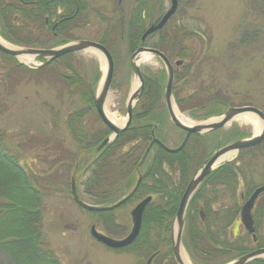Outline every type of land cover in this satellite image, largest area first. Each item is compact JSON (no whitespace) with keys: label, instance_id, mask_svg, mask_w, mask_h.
I'll list each match as a JSON object with an SVG mask.
<instances>
[{"label":"rangeland","instance_id":"374dc122","mask_svg":"<svg viewBox=\"0 0 264 264\" xmlns=\"http://www.w3.org/2000/svg\"><path fill=\"white\" fill-rule=\"evenodd\" d=\"M135 1L85 0L88 7L83 14L85 23L70 33L73 36L70 42L86 40L98 43L106 28L114 26L119 20H122L123 26L129 12L135 6ZM168 8L169 0H161L160 7L154 8L152 20H157ZM100 17L106 21L102 22ZM149 25L148 21L144 22L145 29ZM163 28L166 33L181 30L179 37L183 40L180 45L186 49L183 52V59L172 57L169 60L174 69H179L178 71L182 69L178 68L180 66H188L189 69L188 75L178 73V77L173 78L171 88L173 94L183 99L191 96V99L200 101H205L216 94L224 103V108L227 107L224 111L222 107H215L213 109L216 114L213 113L207 119L196 120L190 116L189 111H179L173 100V108L185 121L190 124L212 122L228 108L247 106L256 108L264 114L262 0L257 4H254V0H177L176 12ZM153 36L147 39L145 47L152 48L149 41L151 38L153 42L156 40ZM244 36H247L246 40ZM109 39L114 54L110 55L113 62V77L106 97L107 108L117 120H125L128 97L138 84L129 64L133 52H128L126 40L121 33L120 35L115 33ZM52 45V49L60 47L56 46V41H53ZM1 54L0 133L4 135V147L7 153L13 156L27 172L31 171L41 176L42 178H37L36 184L50 191V195L42 198L41 224L47 250L53 254L58 264H146V258L138 259L134 254L123 249L114 251L107 249L95 242L89 233L90 227L94 226L97 232L113 240L126 237L131 229L130 211L135 204H126L113 211L114 222L123 231L121 234L104 230L97 217L86 214L71 199V179L74 183L75 180L82 182L87 177V173L82 176L74 175L75 171L70 172V169L67 171L65 168L63 170L54 162L62 159L61 154L67 157L77 152V147L64 126V118L70 110L80 108L81 103L76 96L68 95L61 80L53 74V72H62L63 69L53 64L45 72L29 73L39 68L42 59L32 58L30 62H23L14 58L15 62L26 69L23 71L7 64ZM75 56L78 61L76 66L78 74L83 79L89 80L94 77L97 69L100 73L99 85L105 73L104 59L101 62L99 57L89 51L76 53ZM177 62L179 65L175 68ZM138 64L142 77L160 71L165 73L162 62L152 55H148L146 63L138 62ZM135 107L138 113L142 112L143 100L138 101ZM50 108L57 117H52ZM84 125L88 134L104 128L95 111L87 113ZM233 128L244 133L245 138L257 135L254 134L249 123L237 121H232L213 133L209 132L210 135L204 144H198L199 147L196 149L199 168L205 163L201 161H207L214 151L229 144L224 142L225 135ZM161 135L164 137V145L173 149L181 142L183 132L174 127L167 117ZM203 135L205 134L200 136ZM242 151L237 166L238 169L241 168L237 173L239 178L237 191L231 193L226 188L225 193L223 187H217L223 204L238 202L239 209L255 189L264 186V142L251 153ZM239 152L219 164L235 160ZM120 153L121 150L117 152ZM196 171L192 173V177ZM250 189L253 190L251 194L248 192ZM244 193L250 194L247 199V196L243 198ZM83 199L86 200L84 197ZM251 219L253 231L249 233L240 222L238 213L236 218L238 223L227 232L228 239L244 237L249 249H258L255 245L256 241L260 242L259 248H264V192L254 203ZM171 224L173 225V222ZM181 251L192 264L185 249L182 248ZM152 264L175 263L173 260H160Z\"/></svg>","mask_w":264,"mask_h":264},{"label":"trees","instance_id":"16d2710c","mask_svg":"<svg viewBox=\"0 0 264 264\" xmlns=\"http://www.w3.org/2000/svg\"><path fill=\"white\" fill-rule=\"evenodd\" d=\"M160 1L136 0L123 26L122 20H119L114 26L106 28L98 43L113 56L109 37L121 33L129 53L145 47L149 38L141 41L145 31L144 22L152 24L156 21L152 20V13L155 6L160 7ZM259 1L254 0V4ZM87 9L85 0H0V37L20 48L52 49L53 41H56V46H61L73 40L70 33L85 23L83 14ZM100 19L106 21L103 17ZM180 31L166 33L163 28L154 34V42L150 39V47L160 51L168 60L172 57L183 59L186 49L180 45L183 40L179 37ZM1 56L10 66L26 70L14 58L4 54ZM77 63L75 54H67L46 67L29 72L41 73L49 70L53 64L59 65L63 71L53 74L61 80L68 95L76 96L81 103L80 108L70 110L64 118V126L77 152L67 157L61 154L62 159L54 162L63 170L75 171L74 175L87 173L82 182L75 180L76 191L96 207L113 205L126 196L134 188L140 172V184L126 204H136L147 197H150V202L143 211L137 237L123 251L134 254L138 259L152 258L151 264L160 260L172 261L171 223L184 187L192 173L199 168L196 154L198 144L203 145L213 132L203 136L192 135L183 150L176 154L166 153L153 145L143 164L138 167L152 138L165 144L161 135L167 123L162 100L165 73L160 71L143 76V91L138 100H143V111L138 113L134 107L128 128L96 152L110 131L104 127L88 134L85 132L84 118L89 111H94L93 98L100 73L96 69L92 79H83L77 72ZM178 68L182 69H174L173 78H177L178 73L188 75V66ZM172 96L179 111H189L190 116L196 120L212 116L215 107H222V111L227 108H224V103L216 94L205 101L193 100L191 96L179 98L173 92ZM50 113L53 118L57 117L51 108ZM225 136L226 143L245 138V134L236 128ZM4 139L0 133V264H58L47 250L42 234V198L50 195V191L36 184L37 178L41 176L27 172L7 153ZM255 149L250 148L244 152L251 153ZM120 150L122 153L117 154ZM242 152H239L235 160L212 171L192 196L182 235L183 247L192 264H226L252 251L246 246L244 237L228 239L227 232L240 209L238 202L223 204L217 189L223 187L225 193L226 188L231 193L237 191V173L241 169L237 166ZM252 191L250 189L248 192L251 194ZM249 195L244 193L243 198L247 196V199ZM86 214L97 217L106 231L123 232L115 224L112 212ZM255 245L259 248L260 242L256 241ZM248 264H264V259Z\"/></svg>","mask_w":264,"mask_h":264},{"label":"water","instance_id":"95a60500","mask_svg":"<svg viewBox=\"0 0 264 264\" xmlns=\"http://www.w3.org/2000/svg\"><path fill=\"white\" fill-rule=\"evenodd\" d=\"M177 9V0H169V8L160 16L159 19H157L154 23L149 25L145 31L143 32L141 36V41H144L147 37L152 36L153 34L160 31L164 25L168 22V20L174 15ZM11 48L4 47L0 44V53L10 56L12 58H15L18 60V57L20 56H30L32 58H41L44 60L40 68H43L47 65H49L54 60L67 55V54H76L84 51H89L95 54H100L102 56V59H104L106 67H105V73L102 76V79L98 85L97 91L93 98V108L94 111L100 120V122L104 125L105 128H107L111 135L97 147L96 152L100 151L102 147H104L106 144L113 141L120 133L124 132L131 121L132 116V110L139 100L142 91H143V78L140 72V68L138 65V62L140 60V57L142 55H152L156 58H158L162 64L164 65L165 73H166V82L163 89V103L165 106V110L168 116V119L170 123L185 132V136L183 138V141L181 144L175 148V149H169L166 146H164L162 143H160L157 139L153 138L149 145L147 146L140 162L139 166L144 162L147 154L149 153V150L152 145L158 146L160 149L167 153H176L179 152L185 145L186 141L191 135H201L213 131H217L225 127L228 123L232 122L233 118L236 116L242 115V114H250L253 117H255L260 123H261V129L260 133L256 136H252L250 138L235 140L219 149L213 152L211 157L205 162L204 165H202L201 168H199L196 173L193 175L192 179L189 181L187 186L185 187L182 196L180 198L177 212L175 214L173 225L171 229V237H170V248H171V256L175 264H182V260L180 257V252L182 250L181 248V235L183 230V224H184V217L186 212L187 204L191 198V196L194 194L196 189L198 188L199 184L217 167H219L220 160L223 156L229 154V153H235L237 154L239 151L254 148L259 146L264 142V114L253 107L247 106V107H239V108H228L218 119L207 122L203 124H194L191 126H185L182 124L174 114L173 110V99L171 94V88H172V82H173V68L171 63L167 60V58L158 50L148 47H140L137 50H135L130 58H129V64L131 71L133 75L137 79V86H135L126 103L125 107V114L126 119L125 122L121 127H117L112 122L108 120L106 115L104 114V104L105 100L108 94V90L112 81L113 77V62L112 58L108 52V50L102 46L100 43L92 42V41H86V40H80L76 42H70L65 45H62L60 47L54 48V49H18L16 47H13L10 45ZM179 63H175V66H178ZM218 165V166H217ZM140 177H138L137 182L132 189V191L119 200L116 204L110 206V207H96L86 204L80 197L78 196L75 188V183L71 179L70 181V195L72 201L82 210L90 213H101L106 211H112L116 208H119L123 204H125L130 197L134 194L136 191L139 183H140ZM264 192V186L259 187L254 190V192L251 194V196L248 198V200L245 202V204L241 208L240 212V222L244 226V228L247 230V232L251 233L253 229L252 226V219L250 216V210L252 208L253 202L257 198V196ZM150 202V198L147 197L140 201L138 204H136L133 209L130 211V218H131V229L128 233V235L121 239V240H113L101 233H98L94 226L90 227V237L97 243L103 245L107 249L110 250H120L127 246H129L137 237L140 227H141V218L143 211L146 207V205ZM264 258V248H258L256 250H252L251 252L227 263V264H248L249 262H252L257 259ZM151 258L146 262V264H150Z\"/></svg>","mask_w":264,"mask_h":264},{"label":"bare ground","instance_id":"6f19581e","mask_svg":"<svg viewBox=\"0 0 264 264\" xmlns=\"http://www.w3.org/2000/svg\"><path fill=\"white\" fill-rule=\"evenodd\" d=\"M0 44L2 45V46H4V47H7V48H11L10 47V45L8 44V43H6L2 38H0ZM46 50V49H45ZM48 50V49H47ZM95 54V53H94ZM97 57H99V59L101 60V62H103V59H102V56H100V54H95ZM18 60L19 61H23V62H30V61H32V57H30V56H20V57H18ZM148 61V55H142V57H141V59L139 60V63H146ZM139 65V64H138ZM143 78V77H142ZM173 110H174V114L176 115V117H177V119L182 123V124H184L185 126H191V125H194V124H190L189 122H187V121H185L184 119H183V117L177 112V110L175 109V108H173ZM104 114L106 115V117L108 118V120L110 121V122H112V124H114L115 126H117V127H121L122 125H123V123H124V121L125 120H117L116 118H115V116L114 115H112L110 112H109V110H108V108H107V98H106V100H105V104H104ZM232 121H237V122H239V123H249L250 125H251V127H252V129H253V132H254V134H258V132H259V130L261 129V123L255 118V117H253L252 115H250V114H242V115H239V116H236L235 118H233V120ZM110 135H111V132H110ZM109 135V136H110ZM108 136V137H109ZM107 138V137H106ZM105 140V139H104ZM103 142V141H102ZM101 142V143H102ZM112 142V141H111ZM100 143V144H101ZM99 144V145H100ZM234 154L235 153H229V154H227V155H225V156H223L222 158H221V160H220V163L222 162V161H226V160H228V159H231L233 156H234ZM73 180V179H72ZM80 197V196H79ZM80 199H82L86 204H88V205H91V204H89L85 199H83V198H81L80 197ZM117 203V202H116ZM116 203H114V204H116ZM113 204V205H114ZM91 206H93V205H91ZM110 206H112V205H110ZM110 206H107V207H110ZM117 209V208H116ZM116 209H114V210H116ZM82 210V209H81ZM114 210H112V211H106V212H101V213H108V212H112L113 213V211ZM84 211V210H83ZM84 212H86V211H84ZM90 213V212H89ZM171 229H172V227H171ZM170 237H171V235H170ZM125 238V237H124ZM123 239V238H122ZM180 257H181V260H182V264H190V262L188 261V259L186 258V256L182 253V251L180 252Z\"/></svg>","mask_w":264,"mask_h":264},{"label":"flooded vegetation","instance_id":"af4514ba","mask_svg":"<svg viewBox=\"0 0 264 264\" xmlns=\"http://www.w3.org/2000/svg\"><path fill=\"white\" fill-rule=\"evenodd\" d=\"M181 131H182V130H181ZM182 132H183V136H182L181 142L183 141V138H184V136H185V132H184V131H182ZM191 136H192V135H191ZM191 136H190V137L188 138V140L186 141L184 147H185L186 144L188 143V141H189V139L191 138ZM152 139H153V138H152ZM150 142H151V141H150ZM150 142H149V143H150ZM181 142L179 143V145L181 144ZM160 143H161V142H160ZM148 145H149V144H148ZM148 145H147V146H148ZM163 145H164V144H163ZM179 145H178V146H179ZM152 146H153V145H152ZM152 146H151V147H152ZM164 146H165V145H164ZM178 146H176L175 148H177ZM184 147H183V148H184ZM146 148H147V147H146ZM175 148H173V149H175ZM183 148H182L181 150H183ZM150 149H151V148H150ZM181 150H180V151H181ZM149 151H150V150H149ZM180 151H179V152H180ZM164 152H165V151H164ZM179 152H176V153H179ZM166 153H167V152H166ZM176 153H169V154H176ZM147 155H148V154H147ZM146 157H147V156H146ZM145 159H146V158H145ZM144 161H145V160H144ZM142 164H143V163H142ZM142 164H141V165H142ZM141 165H140V166H141ZM138 167H139V165H138ZM138 177L141 178L140 175H139ZM137 179H138V178H137ZM191 179H192V175H191V177L189 178L187 184L189 183V181H190ZM140 181H141V179H140ZM139 184H140V183H139ZM187 184H186V186H187ZM200 184H201V183H200ZM200 184H199V185H200ZM138 186H139V185H138ZM186 186H185V187H186ZM185 187H184V189H185ZM198 187H199V186H198ZM137 188H138V187H137ZM136 190H137V189H136ZM196 190H197V189H196ZM131 191H132V190H131ZM183 191H184V190H183ZM129 193H130V192H129ZM129 193H128V194H129ZM134 193H135V192H134ZM182 193H183V192H182ZM194 193H195V192H194ZM128 194H127V195H128ZM127 195H126V196H127ZM193 195H194V194H193ZM193 195H192V196H193ZM260 195H261V194H259L258 197H259ZM181 196H182V195H181ZM192 196H191V198H190V200H189V202H188V204H187L186 211H187V209H188V205H189L190 201L192 200ZM124 197H125V196H124ZM124 197H123V198H124ZM131 197H132V196H131ZM131 197H130V198H131ZM258 197H257V198H258ZM257 198L255 199V201L257 200ZM120 200H121V199H120ZM179 201H180V200H179ZM255 201L253 202V205H254ZM127 202H128V201H127ZM127 202H126V203H127ZM126 203L123 204L122 206L126 205ZM136 204H137V203H136ZM136 204H135V205H136ZM178 204H179V203H178ZM122 206H120V207H122ZM120 207H119V208H120ZM177 208H178V206H177ZM253 208H254V207L252 206L251 211L253 210ZM117 209H118V208H117ZM251 211H250V212H251ZM176 212H177V209H176ZM176 212H175V214H176ZM240 212H241V208H240V210H239V214H240ZM185 215H186V212H185ZM174 217H175V215H174ZM173 220H174V218H173ZM173 220H172V222H173ZM184 220H185V217H184ZM237 223H238L237 220H235L234 223L232 224L231 228H233V225H236ZM171 225H172V224H171ZM183 230H184V224H183ZM183 230H182V232H183ZM181 248H184L182 242H181Z\"/></svg>","mask_w":264,"mask_h":264}]
</instances>
